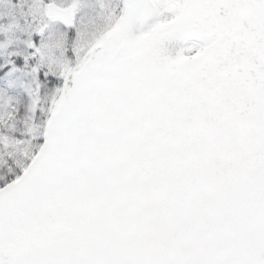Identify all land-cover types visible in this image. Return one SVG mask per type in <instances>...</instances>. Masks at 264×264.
<instances>
[{
	"label": "snow or ice",
	"instance_id": "6c2138e0",
	"mask_svg": "<svg viewBox=\"0 0 264 264\" xmlns=\"http://www.w3.org/2000/svg\"><path fill=\"white\" fill-rule=\"evenodd\" d=\"M0 264H264V0H0Z\"/></svg>",
	"mask_w": 264,
	"mask_h": 264
}]
</instances>
